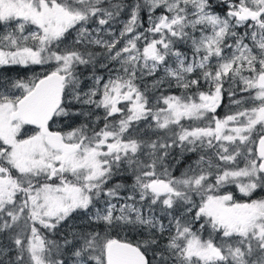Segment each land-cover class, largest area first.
<instances>
[{
  "label": "snow or ice",
  "instance_id": "snow-or-ice-1",
  "mask_svg": "<svg viewBox=\"0 0 264 264\" xmlns=\"http://www.w3.org/2000/svg\"><path fill=\"white\" fill-rule=\"evenodd\" d=\"M0 264H264V0H0Z\"/></svg>",
  "mask_w": 264,
  "mask_h": 264
},
{
  "label": "rangeland",
  "instance_id": "rangeland-1",
  "mask_svg": "<svg viewBox=\"0 0 264 264\" xmlns=\"http://www.w3.org/2000/svg\"><path fill=\"white\" fill-rule=\"evenodd\" d=\"M19 72H21V74L23 73V70L22 69H18Z\"/></svg>",
  "mask_w": 264,
  "mask_h": 264
}]
</instances>
